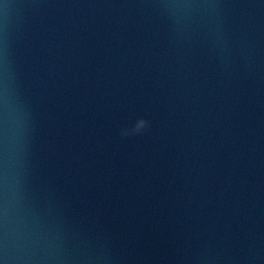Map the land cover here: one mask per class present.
Instances as JSON below:
<instances>
[{"label": "water", "instance_id": "1", "mask_svg": "<svg viewBox=\"0 0 264 264\" xmlns=\"http://www.w3.org/2000/svg\"><path fill=\"white\" fill-rule=\"evenodd\" d=\"M0 264H264V0H0Z\"/></svg>", "mask_w": 264, "mask_h": 264}, {"label": "clouds", "instance_id": "2", "mask_svg": "<svg viewBox=\"0 0 264 264\" xmlns=\"http://www.w3.org/2000/svg\"><path fill=\"white\" fill-rule=\"evenodd\" d=\"M150 130V121L140 117L131 127H126L121 130V136L130 137L146 134Z\"/></svg>", "mask_w": 264, "mask_h": 264}]
</instances>
